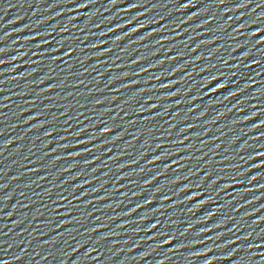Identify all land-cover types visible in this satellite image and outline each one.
Returning <instances> with one entry per match:
<instances>
[{"label":"water","instance_id":"1","mask_svg":"<svg viewBox=\"0 0 264 264\" xmlns=\"http://www.w3.org/2000/svg\"><path fill=\"white\" fill-rule=\"evenodd\" d=\"M0 264H264V0H0Z\"/></svg>","mask_w":264,"mask_h":264},{"label":"snow or ice","instance_id":"2","mask_svg":"<svg viewBox=\"0 0 264 264\" xmlns=\"http://www.w3.org/2000/svg\"><path fill=\"white\" fill-rule=\"evenodd\" d=\"M220 87L222 88V87H224V85H220Z\"/></svg>","mask_w":264,"mask_h":264}]
</instances>
